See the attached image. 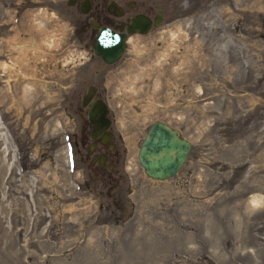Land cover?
<instances>
[{
  "label": "rangeland",
  "instance_id": "374dc122",
  "mask_svg": "<svg viewBox=\"0 0 264 264\" xmlns=\"http://www.w3.org/2000/svg\"><path fill=\"white\" fill-rule=\"evenodd\" d=\"M118 1L164 15L105 63L67 0H0V264H264V0ZM89 83L114 169L72 145ZM157 119L191 142L163 180L137 157Z\"/></svg>",
  "mask_w": 264,
  "mask_h": 264
},
{
  "label": "water",
  "instance_id": "95a60500",
  "mask_svg": "<svg viewBox=\"0 0 264 264\" xmlns=\"http://www.w3.org/2000/svg\"><path fill=\"white\" fill-rule=\"evenodd\" d=\"M109 7L110 11H113L115 5L111 3ZM161 21L160 12L154 20L147 14L138 12L124 32H117L102 25L98 29L97 40L91 47L107 63L116 62L127 46L125 38L128 34L147 33L152 25H159ZM94 91L95 87L90 85L82 96L81 104L85 106L91 101L88 118L98 124V130H102L108 128L111 123L108 117L109 105L101 98L92 100ZM190 148V140L182 136L178 128L157 119L148 126L140 142L137 157L148 176L163 180L173 176L184 164Z\"/></svg>",
  "mask_w": 264,
  "mask_h": 264
},
{
  "label": "flooded vegetation",
  "instance_id": "af4514ba",
  "mask_svg": "<svg viewBox=\"0 0 264 264\" xmlns=\"http://www.w3.org/2000/svg\"><path fill=\"white\" fill-rule=\"evenodd\" d=\"M67 3L69 5L76 6L77 10L80 13L84 14V17H82L83 25L81 28V33L84 32L87 37L90 36L92 39L91 43H89L88 46L89 49L87 51V58L89 60L100 58L103 62L107 63L101 57V55L95 53L91 47L97 40L98 29L100 26L104 25L112 28L117 32H124L126 30V26L130 24L132 17H134L135 14L138 13V11L136 12L132 10L134 2L128 1L127 7L125 6V3L123 1L119 2L118 0H67ZM111 3L115 5L113 11H110L109 5ZM158 12L161 13L163 19L164 14L161 9H157L153 13L150 11H145L143 13L147 14L152 18V20H154ZM96 23H98V25H96ZM153 26L154 25H152L151 28ZM88 31L89 34L87 35L86 32ZM130 35L128 34L125 38L127 46L128 38ZM127 46L124 49L121 57L125 54ZM90 85H93L95 87L92 100L94 98H101L105 100V98L100 93L99 86L94 83H89L87 88ZM86 90L82 93L81 100ZM90 104L91 101L85 106L81 104V107L85 109H82L84 115L79 116V124L76 123V126L72 131V145L74 151L77 154L79 160L86 161L90 165V167L99 170H103L105 168L114 169L119 162V153L115 150V144L112 141V120L108 128L98 130V124L88 118V109Z\"/></svg>",
  "mask_w": 264,
  "mask_h": 264
}]
</instances>
